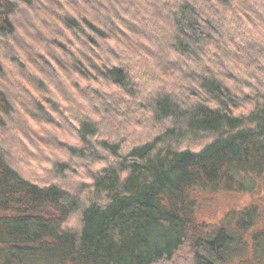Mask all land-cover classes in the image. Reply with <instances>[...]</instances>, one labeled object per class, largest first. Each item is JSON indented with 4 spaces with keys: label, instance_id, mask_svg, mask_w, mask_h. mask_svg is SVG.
I'll return each instance as SVG.
<instances>
[{
    "label": "trees",
    "instance_id": "trees-1",
    "mask_svg": "<svg viewBox=\"0 0 264 264\" xmlns=\"http://www.w3.org/2000/svg\"><path fill=\"white\" fill-rule=\"evenodd\" d=\"M0 264H264V0H0Z\"/></svg>",
    "mask_w": 264,
    "mask_h": 264
},
{
    "label": "rangeland",
    "instance_id": "rangeland-1",
    "mask_svg": "<svg viewBox=\"0 0 264 264\" xmlns=\"http://www.w3.org/2000/svg\"><path fill=\"white\" fill-rule=\"evenodd\" d=\"M28 170L31 171L30 168H27ZM257 198L250 193L219 194L207 204L206 213L208 215H205L212 220H219L223 214L231 210H239L254 204L258 201Z\"/></svg>",
    "mask_w": 264,
    "mask_h": 264
}]
</instances>
